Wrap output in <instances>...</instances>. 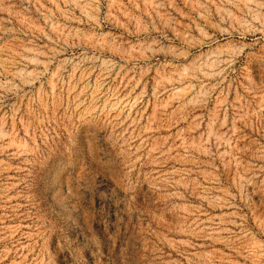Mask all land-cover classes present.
Listing matches in <instances>:
<instances>
[{"label":"rangeland","instance_id":"374dc122","mask_svg":"<svg viewBox=\"0 0 264 264\" xmlns=\"http://www.w3.org/2000/svg\"><path fill=\"white\" fill-rule=\"evenodd\" d=\"M0 264H264V0H0Z\"/></svg>","mask_w":264,"mask_h":264}]
</instances>
